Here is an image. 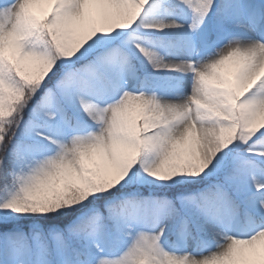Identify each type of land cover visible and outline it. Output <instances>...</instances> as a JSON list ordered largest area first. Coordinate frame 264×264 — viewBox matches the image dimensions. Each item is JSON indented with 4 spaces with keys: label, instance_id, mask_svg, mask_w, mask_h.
<instances>
[{
    "label": "snow or ice",
    "instance_id": "obj_1",
    "mask_svg": "<svg viewBox=\"0 0 264 264\" xmlns=\"http://www.w3.org/2000/svg\"><path fill=\"white\" fill-rule=\"evenodd\" d=\"M147 3L0 0V264H264V0ZM178 8L194 39L135 47L190 92L130 89L127 30Z\"/></svg>",
    "mask_w": 264,
    "mask_h": 264
},
{
    "label": "rangeland",
    "instance_id": "obj_2",
    "mask_svg": "<svg viewBox=\"0 0 264 264\" xmlns=\"http://www.w3.org/2000/svg\"><path fill=\"white\" fill-rule=\"evenodd\" d=\"M190 16H191V12L186 8H178L177 11H175L176 22L177 24H183V27L164 29L162 32H164L171 39H167L166 42H164L163 44H158L154 40L146 42L142 40L140 37L135 36L132 32H128L127 35H125L124 37L125 51L128 53L129 57L131 58L132 63L134 64L133 58H132L133 52H136L137 54H139L140 58H142L143 61L145 62V67L147 69H153L152 66L148 63L147 59L135 47L137 43L141 44L143 47L147 49L154 50L160 53L161 55L167 52L179 51L180 49L184 48L189 38L194 39L197 35L196 33H190L188 31L187 24L189 22ZM134 28L138 30H142V31H147V32H159V31H156L155 29L144 28L142 25H136L134 26ZM166 58L172 59L174 57H166ZM135 71L138 76L136 65H135ZM165 72H167L165 89L163 91H157L156 93L158 96L161 94L171 95L174 92L175 87L177 85V80L181 77V75H182L181 83L183 85V94L186 95L190 92L191 85H192V79H193L192 73L189 72L186 74H180L176 72H168V71H165ZM128 87L130 89L139 88L140 85L137 84V79H136V80H130ZM144 90L147 92H151L146 89ZM152 159H153L152 157L143 156V155L140 157V160L144 162H148V163H150ZM145 185H148V184H145ZM150 186H154V185H150ZM177 242L178 244L176 246H170L167 243H165L164 247L166 250L174 251L177 253H182L185 251L191 253L193 251V246H191V242H179L178 240ZM211 246L214 247L215 246L214 243H211ZM208 250H209V247H202L200 249V251L202 252H206Z\"/></svg>",
    "mask_w": 264,
    "mask_h": 264
},
{
    "label": "trees",
    "instance_id": "obj_3",
    "mask_svg": "<svg viewBox=\"0 0 264 264\" xmlns=\"http://www.w3.org/2000/svg\"><path fill=\"white\" fill-rule=\"evenodd\" d=\"M170 2L174 3V0H170ZM158 0H148V3L145 6V11H144V16L149 19H154V18H159V16L164 15L165 13L163 11L159 12H154L153 9L157 5ZM177 11V9L175 10ZM128 32H132L135 36L140 37L142 40L148 42L151 40H154L158 44H163L166 42L167 39L169 38L164 32L159 31V32H147V31H142L135 29H129L127 30ZM133 62L137 67V72H138V79H137V84L140 85L141 81L144 82L145 89L148 91H163L165 89L166 85V76L167 72L160 70L156 71L154 69H147L145 67V62L143 61L142 58H140L139 54L136 52H133L132 55ZM165 185L163 184H156L154 186L150 185H145V184H140L139 188L140 189H147L144 191H135L132 193H123V197H128V196H137V197H157V196H164L168 195L167 193H161V192H156V191H151L150 189L152 188H160L164 187ZM172 197L169 196V199ZM167 243L170 246H176L178 244L177 238L174 234L167 235V238H162V246L164 247V244Z\"/></svg>",
    "mask_w": 264,
    "mask_h": 264
}]
</instances>
